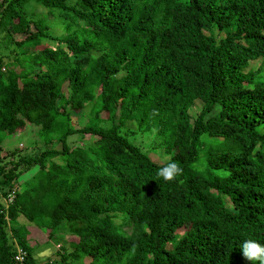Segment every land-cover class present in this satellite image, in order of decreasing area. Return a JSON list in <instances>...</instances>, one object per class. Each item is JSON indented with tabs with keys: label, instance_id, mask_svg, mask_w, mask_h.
Returning <instances> with one entry per match:
<instances>
[{
	"label": "trees",
	"instance_id": "1",
	"mask_svg": "<svg viewBox=\"0 0 264 264\" xmlns=\"http://www.w3.org/2000/svg\"><path fill=\"white\" fill-rule=\"evenodd\" d=\"M28 126L40 152L0 157V264H37L27 224L73 238L44 264H252L264 0H0V143ZM136 135L167 159L151 162ZM172 161L182 173L165 182Z\"/></svg>",
	"mask_w": 264,
	"mask_h": 264
},
{
	"label": "rangeland",
	"instance_id": "2",
	"mask_svg": "<svg viewBox=\"0 0 264 264\" xmlns=\"http://www.w3.org/2000/svg\"><path fill=\"white\" fill-rule=\"evenodd\" d=\"M57 21L48 19V23L51 25H56ZM57 27V26H56ZM53 27L52 29H55ZM56 30H53L55 33ZM57 33H59L57 31ZM257 66V62L249 63L248 69H255ZM199 109V103H195L193 108L190 110L191 115H195L197 110ZM104 116V115H103ZM71 125L74 128L82 127L86 119L82 116H79L78 113L71 115ZM37 127H26L20 131L14 132L11 135L5 137L3 141L0 143V157H6L10 155V152L17 150V153L20 154H28L30 151L33 153L40 152L42 147L38 146V141L36 138ZM87 139V138H86ZM129 141L137 147L143 154H145L148 159L156 164L163 163L167 156L163 154L162 151L154 147L155 142L153 135H136L129 138ZM36 144V145H35ZM54 148H58V145L53 144ZM36 169H31L27 173L22 174L17 179V183H22L28 180L34 173ZM23 186L18 187V189H22ZM18 222L20 224H25L26 222L19 218ZM115 223H119L118 220ZM28 226V227H27ZM32 225H26L27 231L29 234V238L31 239V245L34 244V251L32 253L33 258L37 264H44L46 262H55L58 260V255L62 252L61 248L63 247L66 251L70 249L67 245L73 238H69L67 233L63 230H59L58 234L55 238L48 240L47 239V231L39 232L37 230H33ZM123 230L127 229V227H123ZM183 229H178L176 234H181Z\"/></svg>",
	"mask_w": 264,
	"mask_h": 264
},
{
	"label": "clouds",
	"instance_id": "3",
	"mask_svg": "<svg viewBox=\"0 0 264 264\" xmlns=\"http://www.w3.org/2000/svg\"><path fill=\"white\" fill-rule=\"evenodd\" d=\"M182 173L179 164L172 161L160 168L157 175L165 182H170ZM242 256L245 260L251 261L252 264H264V245L259 242L248 239L241 244Z\"/></svg>",
	"mask_w": 264,
	"mask_h": 264
},
{
	"label": "built area",
	"instance_id": "4",
	"mask_svg": "<svg viewBox=\"0 0 264 264\" xmlns=\"http://www.w3.org/2000/svg\"><path fill=\"white\" fill-rule=\"evenodd\" d=\"M8 201H9V200H8ZM23 256H24V253H23L21 250H17V251H16L15 260H16L17 262H22Z\"/></svg>",
	"mask_w": 264,
	"mask_h": 264
}]
</instances>
